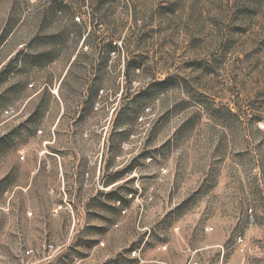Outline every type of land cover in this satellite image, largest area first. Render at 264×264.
I'll return each instance as SVG.
<instances>
[{
    "label": "rangeland",
    "instance_id": "obj_1",
    "mask_svg": "<svg viewBox=\"0 0 264 264\" xmlns=\"http://www.w3.org/2000/svg\"><path fill=\"white\" fill-rule=\"evenodd\" d=\"M113 1L0 0V264H264V0Z\"/></svg>",
    "mask_w": 264,
    "mask_h": 264
},
{
    "label": "built area",
    "instance_id": "obj_2",
    "mask_svg": "<svg viewBox=\"0 0 264 264\" xmlns=\"http://www.w3.org/2000/svg\"><path fill=\"white\" fill-rule=\"evenodd\" d=\"M58 208H63V205L60 204ZM123 212H124V211H123ZM249 219H250V220L253 219L252 215L249 216ZM115 226H118V224H115ZM238 242H239V243L242 242V238L239 237V238H238ZM48 248H49V249H53L54 246H53V245H48ZM162 248L165 249L166 246L163 245ZM139 252H140V249H135V250H133V251L131 252V256L139 258V254H140ZM26 253H29V252L27 251Z\"/></svg>",
    "mask_w": 264,
    "mask_h": 264
},
{
    "label": "trees",
    "instance_id": "obj_3",
    "mask_svg": "<svg viewBox=\"0 0 264 264\" xmlns=\"http://www.w3.org/2000/svg\"><path fill=\"white\" fill-rule=\"evenodd\" d=\"M59 2H62V1H59ZM111 2L112 3H114L115 1H113V0H111ZM63 5V4H62ZM77 18V19H76ZM80 22V17L79 16H76L75 17V24H80V25H82L83 23L81 22V23H79ZM103 39H105V40H109L108 42H107V46H110L111 45V40H112V35H107V37H105V38H103ZM111 39V40H110ZM76 46V45H75ZM83 51L86 53L87 51H88V47H85L84 49H83ZM77 57V56H76ZM227 110H229V111H231V109H227Z\"/></svg>",
    "mask_w": 264,
    "mask_h": 264
},
{
    "label": "crops",
    "instance_id": "obj_4",
    "mask_svg": "<svg viewBox=\"0 0 264 264\" xmlns=\"http://www.w3.org/2000/svg\"><path fill=\"white\" fill-rule=\"evenodd\" d=\"M116 224H118V223H116ZM26 252V251H25ZM25 252H24V254H25ZM23 254V253H22ZM21 255V254H20ZM75 264H79V263H75Z\"/></svg>",
    "mask_w": 264,
    "mask_h": 264
}]
</instances>
